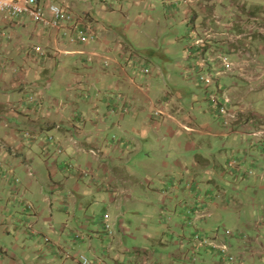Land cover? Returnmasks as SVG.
Returning <instances> with one entry per match:
<instances>
[{
    "label": "crops",
    "instance_id": "1",
    "mask_svg": "<svg viewBox=\"0 0 264 264\" xmlns=\"http://www.w3.org/2000/svg\"><path fill=\"white\" fill-rule=\"evenodd\" d=\"M39 1L44 7L55 4L71 8L74 0ZM192 1L185 4L182 0H162L165 19L171 26L172 20L176 26H193L186 31L187 36L177 41L182 52L175 65L184 74L191 72L192 80L204 90L197 82L198 71L193 70L202 53L197 48L190 51L189 45L211 32L215 37L212 41L218 43L212 48L210 42L206 49L214 55L230 54L235 60V73L250 83L247 90L234 89V109L256 114L246 107L255 86L260 87L259 93L264 92V46L257 47L254 39L264 37V18L259 17L264 13V0ZM222 3L228 8H221ZM224 9L231 12L222 16ZM86 19L94 20L90 14ZM104 20L108 26H123L128 18L110 13ZM199 20L201 24L197 25ZM30 22L27 17L0 16V161L5 166L0 169V264H57L59 260V264H81L76 258H58L53 247L47 250L44 239L54 232V211L66 208L75 212L91 200L97 202L95 195H101L98 201L119 212L116 221L125 229L129 227V213H141L136 219H140L137 223L144 221L139 228L144 235L143 247L135 251L147 254L145 258L158 251L148 253L151 243L158 242L166 251L165 238H171L169 245L176 249L175 254L169 253L171 261L186 260L191 246L196 244L195 234L231 243L233 238L216 229L215 224L227 215L226 218H238L242 213L228 204L221 205L223 192L218 182L223 183L228 174L233 182L239 178L246 181L251 168L263 170L264 159L250 152L254 142L249 143L248 125L241 119L227 128L209 113L211 119L200 122L198 117L208 112L201 115L199 108H193L192 113H186L182 108L164 105L167 102L150 96L149 85L138 82L143 74L132 61L137 53L128 49H132V42L147 39L151 30L163 34V21H142L139 29L126 23L114 31L105 25L98 31L91 22L100 37L87 45L71 44L64 31L57 33L36 23L30 29ZM190 31L193 36L189 38ZM33 47H40L41 54ZM107 47H113L114 59L121 65L116 63L114 70L100 75L97 65L103 61L94 58L89 62L87 54ZM229 79H219L216 87L220 93ZM29 96L35 98L33 105L12 109L15 102ZM160 107L170 116L176 113V120H154L152 112ZM187 126L191 130L185 131ZM247 145H251L250 151ZM233 160L240 161V167L229 168ZM13 177L19 179L18 184ZM39 190L41 199L35 196ZM44 191L55 197L59 208L53 206ZM46 202H50V220L43 219L42 205ZM25 204L33 212H28ZM156 215L157 226L149 221ZM73 232L64 225L61 234L52 240L66 245L64 235L70 239ZM238 239L244 241L242 250L253 249L254 242L248 237L240 240L238 235ZM88 247L92 264H105V258L97 257L96 250ZM201 258H215V252L207 249ZM127 260L131 264H149Z\"/></svg>",
    "mask_w": 264,
    "mask_h": 264
},
{
    "label": "rangeland",
    "instance_id": "2",
    "mask_svg": "<svg viewBox=\"0 0 264 264\" xmlns=\"http://www.w3.org/2000/svg\"><path fill=\"white\" fill-rule=\"evenodd\" d=\"M70 5L71 12L77 17H83L86 19V14H90V16L94 18V20L91 22L98 29V31H102L105 29V26H108L105 23L104 18H107L110 13H114L118 17H122L124 19L128 18L127 22H122L123 26H121L120 23H115L111 26H108L113 31L116 30L117 27H124L126 23H128L133 29H139V25L142 23V21L147 20V22H149L151 19L162 20L164 26L166 27V30L163 34H160L159 32L155 33V31L151 30L147 33V39L141 42H132V49H128L134 51L141 57L147 58L150 61L147 62L148 65H145L151 70L149 74H145L144 72L143 74L139 69H137L139 73H141L140 75L143 74L142 78L138 79V82L140 80V83L149 85L150 96L162 100L164 103L167 102V104L164 105L170 104L174 108H182L186 113H192L193 108H199L200 110L198 112H200L201 115H204L206 112H208L207 116L198 117L200 122L203 119H211V114L217 123H221L220 118L211 112L207 100L205 99L209 89H206L205 86L197 80L200 86L204 87L205 91L200 89V87L196 85V80L194 78V80H192V77L189 75L191 72L184 74V71L175 65L177 61L180 62L182 52V46L178 45L177 41L179 38L187 36L188 34H186V31L191 30L193 26L189 24V29L185 23L183 26H176L174 20H172L171 23L173 26H171L169 21H166L165 19L162 0H127L126 2H121L119 4L118 2L111 3L109 0L106 2H102L101 0H74ZM220 7L222 8L227 6L226 4L222 3ZM226 12L230 13L231 11L225 9L222 10V16H226ZM259 17L264 18V13H261ZM27 18L30 19L29 17ZM87 20L90 22L89 19ZM30 21L29 27L30 29H34L35 22L32 19H30ZM200 24L201 21L199 20L197 25ZM189 34V38L190 36H193V32L191 33L190 31ZM97 37L99 39L100 35ZM210 37L212 40H215V37L211 32ZM254 39L256 41L257 47L258 45L264 46L263 36H254ZM212 42L213 41H211V43ZM217 43L218 41H214L212 48L215 45L217 46ZM191 45L192 44H190L189 47ZM206 48L202 49L201 53ZM33 50L34 52L41 54V52L37 51L34 47ZM112 50L113 47H107V49L99 52L105 57L103 62H101L103 66L105 65V61L107 59L112 60V63L110 61L111 67L109 68H105L101 64H98V74L104 75V73L111 72L115 69L116 60L114 59V56L116 55V52H113ZM162 57H165L166 59L164 58L163 60ZM229 59L235 65V60L233 57L229 56ZM235 71L236 69L233 68L232 71L225 74V76H229L230 81L226 82L227 90L224 89V92L226 91L225 93H227V95L233 101L236 96L234 89L237 88L239 91H244L247 90L248 86L250 85V83L247 84L246 81L240 79L238 77L239 74H236ZM201 76L209 77L210 75L208 71H205V73H202ZM115 81L118 82V78H116ZM148 82H151V84ZM260 82L261 80H258V83ZM133 83L135 82L133 81ZM234 84L235 86H233ZM178 86L181 87L177 88ZM254 89L255 91L247 97V99L251 97V100L248 104V107L246 108L252 109L254 112H256V114L242 111L240 115V121H243L246 125H248L249 133H253L256 130V127L252 124L253 118L264 124V92L259 93V86H255ZM213 90L216 91L217 87H215ZM19 102H15L14 105L11 106L12 109L18 108ZM161 109L162 108L160 107L153 110V119L155 113H157V110ZM171 114V119H169L166 114L163 116L164 118L157 121H162L164 119H167L168 121H175L176 113ZM173 118L174 120H172ZM185 131L188 130L186 129ZM197 136L199 135H196L195 137L197 138ZM251 142H254V147H252L253 149L250 151L251 148L249 147L251 145H247V150L255 154L256 158L264 159V154H261V152L264 151V141L258 139L257 137L250 136L249 143ZM223 164L224 162L222 161V165ZM245 171L247 172V170ZM250 172L249 179L246 181H242L239 178V181L233 182L232 177L228 174L224 178L223 183L218 182L220 189H222L223 192V197L220 198L221 205L228 204L233 210L241 211L242 213L238 214V218L233 215H230L229 218H226L228 216L227 215L226 217L221 218V220L217 221L215 224L216 229H219L220 232L230 231L232 233L231 237L233 240L231 243H229V245L234 258L236 259L235 262L222 261L221 257L219 256H216L212 259H202L201 254L207 251L194 249L192 246L191 251L185 257L186 260L181 261L174 259L171 261L169 253L175 254L174 252L176 250L175 247H171V245H169L171 238H165V244H167L166 251L162 249L164 247L160 246L158 242L157 244L151 243L148 253L155 252L156 250L158 251L155 253H150V257L145 258L147 254L144 252L139 253L138 251H135L136 248L143 247V243L141 241L144 238V235L139 232V228H141V224L144 221L137 223L138 220L140 221V219H136V215L141 217V213H129L126 218L129 220V222L127 221L126 224L127 227H129L125 229L120 226L119 221H116L119 212L115 211V209L112 207H108L107 204L98 201V198L101 195H95L97 202H92L91 200L90 204H87L82 209H77L75 212H69L66 208V210L64 209L63 212L54 211L53 223L55 225L54 232H56L49 233L46 238L53 242L55 253L57 248H60L56 253L57 257L60 259H68L67 255H70L71 258H76L78 260H80L81 256H85L91 260L90 257L92 256V251H90L88 247L91 245L92 249L94 248L96 250L97 257H100L101 259L105 258V264H131L128 260L126 261L127 257L131 261L136 260L143 263L148 262L149 264H264V177H261L264 174V164L263 170L261 172L258 171V168H256V170L255 168H251ZM43 193L47 194L49 200H53V206L59 208V204L55 200L54 196L45 191ZM35 196L41 199L40 190L35 193ZM49 203L46 202L42 205L44 220H50L51 217ZM28 210V212H30V210L33 212L31 206L28 208ZM106 213H108L107 215L109 216L108 224L110 226L112 235H108V233L104 232L103 227L99 231L98 235L97 231L100 228L99 224L104 221L103 217ZM153 218L155 219L149 221L151 224L157 226L159 218L157 215ZM114 222L116 224L115 226H113ZM247 224L250 225L249 228H246L245 225ZM64 225H67L68 228L74 231V234H79L81 237H83V239L75 240L73 238L74 234L71 233V237L69 236L70 239H66L65 235L63 234V240H66L67 242L66 245H62L65 246V248L60 246L59 243L54 242L52 239L55 240L59 234H61V229L63 230ZM244 233L247 236L244 235ZM238 235H240V240H245L248 237L249 241L251 240L254 242V247L251 251H244L241 249L244 241L238 242ZM176 239L179 240L178 238ZM256 239H258V243L256 242ZM232 243H235V248ZM75 244H81V247L78 246L74 249L72 246ZM45 246L47 250L51 247L48 243L45 244ZM58 251H60L62 255H59ZM76 252L79 253L73 256ZM1 258L2 256H0V259ZM59 263H62V261H57V264Z\"/></svg>",
    "mask_w": 264,
    "mask_h": 264
},
{
    "label": "built area",
    "instance_id": "3",
    "mask_svg": "<svg viewBox=\"0 0 264 264\" xmlns=\"http://www.w3.org/2000/svg\"><path fill=\"white\" fill-rule=\"evenodd\" d=\"M101 1L106 2L108 0ZM182 1L185 4L192 2V0ZM4 14H9L12 18L29 17L43 29L54 30L57 33L64 31V36H68L69 42L71 44L87 45L92 41H96L98 38L94 26L87 19L83 17H77L75 14H73L69 7H61L55 4H50L49 6L44 7L41 5L39 0H0V16ZM1 35L2 33H0V36ZM211 41L212 38L210 37V33H204L202 37H199L194 41L193 45L189 47V50L194 51V49L197 48L198 51H201L202 49L206 48ZM35 49L41 52L40 47H36ZM81 53L83 54L84 52ZM87 55V60L89 62H92L94 58L102 61L105 58L97 51L90 52ZM213 55V52L205 49L202 52V58L198 59V61L195 62L193 69L195 71H198V81L202 83L206 89H209V91L207 92L206 100L211 112L220 118V124L223 127L225 126L227 128H230L233 123L238 120L239 112L232 109V100L223 90H221L223 91L221 93L219 92V90H210L217 86L219 79L223 75L233 70L234 64L230 61L229 56L224 52H217V54H215L214 56ZM110 61L112 63V60L110 59H107L105 61V68L111 67ZM132 61L134 62L135 67L142 73L144 72L145 74H149L151 72L149 67L145 66L148 65L147 61L144 58L140 57L138 54L132 56ZM116 63L120 64V62ZM214 68H216V70ZM205 71L209 72V77L201 76L202 73H205ZM34 103L35 98L33 96H29L25 101L22 100L19 102L18 108H21L25 105H33ZM115 106L116 105H113V107ZM111 112H114V109ZM165 115L166 113H164L162 110H157L154 119L160 120L164 118L163 116ZM167 116L169 119L172 118L168 114ZM184 128L187 130H191V128L189 127ZM25 136L27 138H30L31 135L29 132H26ZM250 136L257 137L260 140H264V126L257 128L253 133H249L248 130V132L246 133V137L249 139ZM93 154L95 155L96 152H93ZM236 167H240V161L233 160L229 162V168L234 169ZM4 168V162L0 161V169ZM84 174L86 173L84 172ZM12 179L14 183H19L18 178L13 177ZM24 201L25 200H23V202ZM25 206L26 208L30 207L28 204H25ZM103 219V231L108 233V235H112L110 226L108 224L109 216L105 214ZM225 235L227 237H231L232 233L230 231H226ZM73 238L75 240L83 239V237H81L79 234H74ZM193 240L196 242V244L192 247L194 249H210L214 251L217 256L221 257L223 261L226 262H235L236 260L231 253V247L227 243V241L217 243L215 242V239L209 238L207 236H201L200 234H195L193 236ZM44 243L50 244L51 247L54 246L53 242L46 237L44 239ZM58 249L60 248H57V250ZM58 254L62 255L60 251H58ZM67 258H70V255H67ZM80 262L81 264H92V261L85 256L80 257Z\"/></svg>",
    "mask_w": 264,
    "mask_h": 264
},
{
    "label": "clouds",
    "instance_id": "4",
    "mask_svg": "<svg viewBox=\"0 0 264 264\" xmlns=\"http://www.w3.org/2000/svg\"><path fill=\"white\" fill-rule=\"evenodd\" d=\"M225 53V52H224ZM226 54H228V53H226ZM229 55V54H228ZM230 56V55H229ZM234 69H235V65H234ZM223 76H225V75H223ZM217 86H218V84H217ZM222 90V89H221ZM224 91V90H223ZM227 94V93H226ZM232 100V99H231ZM232 105H233V100H232ZM232 109L233 110H235L234 109V105H233V107H232ZM235 111H238V110H235ZM239 112V117H238V120L237 121H239L240 120V115H241V111H238ZM253 122L254 123H252L253 125L256 123V129L257 128H259V127H261V126H264V124H262V122H260V121H258V120H256L255 118H253ZM236 125H238V124H236ZM244 125H246V124H244ZM264 141V140H263ZM251 173V172H250ZM226 232V231H225ZM222 241H219V242H217V243H221ZM228 243V242H227ZM229 244V243H228ZM203 251H207V249H203ZM208 251H211L212 252V250H210V249H208ZM232 253V252H231ZM217 255L215 254V257H216ZM222 260V259H221ZM223 261V260H222Z\"/></svg>",
    "mask_w": 264,
    "mask_h": 264
}]
</instances>
